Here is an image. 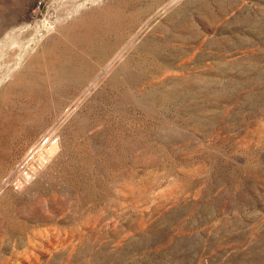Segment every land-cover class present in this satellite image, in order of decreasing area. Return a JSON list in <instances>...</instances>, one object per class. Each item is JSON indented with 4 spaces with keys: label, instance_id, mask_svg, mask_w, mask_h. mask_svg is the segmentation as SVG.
Segmentation results:
<instances>
[{
    "label": "rangeland",
    "instance_id": "obj_1",
    "mask_svg": "<svg viewBox=\"0 0 264 264\" xmlns=\"http://www.w3.org/2000/svg\"><path fill=\"white\" fill-rule=\"evenodd\" d=\"M0 264H264V0H0Z\"/></svg>",
    "mask_w": 264,
    "mask_h": 264
}]
</instances>
